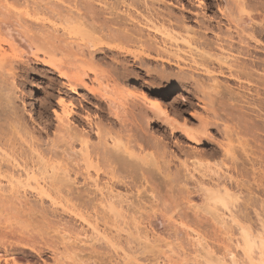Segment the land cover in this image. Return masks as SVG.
<instances>
[{"label":"rangeland","instance_id":"374dc122","mask_svg":"<svg viewBox=\"0 0 264 264\" xmlns=\"http://www.w3.org/2000/svg\"><path fill=\"white\" fill-rule=\"evenodd\" d=\"M33 1L37 0H29L31 3L24 0H15L14 6L20 11L25 10L26 5L33 6ZM59 1L58 12L65 14L69 9L77 14H85L86 12L88 16L86 20L90 24H96V26H100V23L106 17H112L109 16L111 10L108 4L111 5V3L116 2V0ZM122 1H126V3L134 2V18L135 16L136 18L142 16V18L151 17L156 19L158 16L157 18L161 17L159 18L161 20L166 17V20L175 21L172 23L176 26L175 29L180 31V35L187 34L185 29L193 28L191 33L196 34L197 32L195 37H198L202 43L204 42V45L207 43V47L210 46V50L214 53L221 48L222 43L219 39L224 40L223 43L230 48L228 53L236 55L237 58L239 57V61L245 60L250 65L253 64L250 67L253 66L252 68L255 69L253 71L256 74L254 73L253 78H248V81L247 78L242 80L232 79L227 74H217L214 77L217 80H214L202 69H197L200 65L199 60H197L199 59L197 58L199 51L197 52L196 48L190 49L188 44L186 46L185 42L182 43L180 40L175 42L178 46H181L178 47L174 42L170 44L171 42L166 41L165 43L160 37H156L157 40L155 39L156 44L158 43L156 48L161 46L157 49L162 47L165 49L166 47L168 50L177 51L176 48L178 47V51H180L178 57L168 58L167 52L169 53V51L166 49L163 51L162 48V58H158V53L152 51V55L149 58L145 57L144 62L142 60V62H139V59L133 61V59H130L131 57L127 59L125 63L128 62L127 65L131 71H129L130 74L128 72L124 73L126 77L121 80L120 86L127 92L129 91L130 94L133 92L134 96L139 93L140 95L146 94L152 98L170 101L175 109L168 107V111L178 121V124H188L192 128H198L205 121L204 125H208V132L203 136L204 143L198 146L189 141L187 133L181 127L172 128L169 124L158 121L153 115L147 116L143 113L144 110L142 109L143 112L139 111L138 107L135 108L136 111L134 110V118L128 117L129 119L125 121L124 124H126L127 129L126 126L122 128L121 123L105 108V105L103 106L104 109L98 108L99 100L93 98L86 90H81V93L85 95L84 98L86 97L84 99L85 111L87 110L90 114V119L97 121V119L103 118L106 123L113 126L115 131H121L122 133L125 131V136H130L127 134L134 135V151L137 152L136 154L141 153V156L145 154L143 156H146L145 158L151 162L152 166L150 165V171L145 173V176L142 175L140 170L134 169L132 174H123L124 178L122 177V179L117 177L121 181L115 179V184L114 182L110 185L107 184L108 188H104L107 191L104 192L103 189L105 195L102 196L105 199H110L112 196L108 191H113L112 194L114 195L118 194L115 199L111 198V200L116 201L115 204H118L123 210V212L121 211L123 217H118L120 221L116 220L113 225L112 223L108 224L109 226H106L104 219H101L102 216L95 212V214H91L93 215L92 219L94 216H99L98 219L96 217L93 220H99L98 224L101 225L97 226L98 228L94 225L89 226L79 217L76 218L73 213L69 212L70 210H66L68 209L67 203V207L58 204V207L53 208L49 205L47 199H41L33 194L30 189H28L29 192L26 195H21V198L17 199L16 197L10 200L14 201L13 203L8 202L14 209L8 206L9 204L7 208L14 211L5 210V213L3 211V215H1L3 218H0V222L3 221V225L9 227L10 225L12 227L16 225L17 227L16 222L19 221L22 224L26 222L31 224L32 222L30 225L32 232L34 231V235H37V242L43 250L42 255L32 253L28 261L27 259H19V264H45L46 262L47 264H212L210 261H213V258L216 260L220 256V259L225 256V258L227 257L225 260H228V250L229 252L230 250L235 252V255L237 254L236 257L240 261L239 263L247 264L249 261L244 251L243 228L251 230L255 236L258 235L259 238L257 239H264V0H233L234 3L231 0L230 2L231 7L237 14L239 13V6H242L246 9V13H258L263 18L261 27L260 25L259 28L255 27L254 33H257L254 34V37L257 40L255 38H253L255 41L248 39L245 40L246 43L237 41L240 38L237 39L238 34L234 29L230 28L234 38L230 35L228 24L218 11V4H226V1L202 0L204 2L202 7L198 6L197 0H121L116 4L118 7L120 5L119 13L124 16L126 15L123 13L124 4L126 3ZM44 10L43 15L41 14L43 18L39 15L41 18L38 17L37 19L41 21L43 19L46 24L58 20L56 14H53L55 17L52 13L45 15L48 10L45 8ZM126 22L129 23L130 28L135 27L132 25L134 24L132 21ZM172 45L174 48H171ZM156 48L155 50H157ZM109 52L105 55L108 54L106 59L111 62L113 57L109 55L112 51ZM101 54L104 55V53ZM101 54L98 63L85 66L89 82H91V75L94 76V68L103 69L105 67L101 62L103 57ZM121 59H123V55H121ZM52 70L49 67H44V65L32 64L30 70L27 68L23 70L24 73L19 78L17 89L14 86L12 88L10 84L12 81L8 82L6 76L1 75L4 80L0 76V96L2 95L0 104H4V106L3 104L0 106V119L6 121L8 116L12 115H14L12 117L19 119V126L15 130L13 129L14 136H11L14 138L13 143L15 145L14 147L12 144V151L20 159L24 160L26 156L32 158L31 147L40 149L39 152H44L45 156H52L56 162L58 160V163H61L62 156H69V152L67 154L64 152L67 151L65 147L69 148L68 144L65 146V140L63 142L61 138V141L57 140L52 133L56 123L52 108L56 106L51 105L48 107L47 111L43 113V118H40L39 115L42 112L43 105L48 104V95L53 94V92H48L50 86L53 89L55 88L54 96H51L54 103L59 96L57 89L62 79ZM1 82L4 84H1ZM1 89L5 92L14 90V93L10 92L11 95L9 94L11 103L9 100L7 101L9 104L6 102V94ZM169 90L172 91L170 95L168 94ZM74 98L77 101L79 96L74 95ZM1 100H4V102ZM76 101L75 103L78 105V101ZM139 109L141 110V108ZM76 110L81 113L85 112L79 105ZM78 114L73 119L75 120V126H79V130L90 132L92 142H98L95 132L90 130L86 121L80 120L81 115ZM198 117H201L202 122ZM33 118L38 120V125ZM45 122L53 126L50 137L45 132ZM5 126H8L7 123ZM8 128L11 129L10 126ZM10 129L6 128L9 132ZM131 130H134V133ZM53 141L58 142L50 147ZM57 144L60 148L58 146V148H53ZM223 144L232 146L227 147L229 149L233 148L234 151L232 150L230 153H234H228L227 156V153H224L227 147ZM62 146L64 150H61ZM78 146L79 142H75V147L79 148L80 146ZM68 150L72 151V149ZM63 152L65 154H62ZM57 154L62 155L58 157ZM34 157L29 161H37V158ZM66 157L61 164L68 162L71 165L73 162L71 156ZM151 158L154 159L151 161ZM65 159L70 161H65ZM153 161H156L154 162L155 165H153ZM72 176L76 177V179L72 178L75 181V185L73 184L72 187L74 191L77 190L75 191L76 195L72 197L74 199L64 201V204L69 201V204H76L78 207L81 205L78 200H84L85 198V201H89L95 197L97 199L99 193H92L95 188L90 181L84 180L82 174L74 176L73 173ZM210 187L212 190L216 188L215 192L224 196L226 206L221 202L215 205L212 201H208L207 206V203L201 201V194ZM94 202L98 201L95 200ZM194 203H200L201 206ZM82 207L80 209L85 211L86 208ZM8 212H11V215L15 213V216L13 214L11 217H5L9 215L6 214ZM17 216L19 221H16ZM6 218L7 221L9 219L10 221L4 220ZM217 218L218 221L219 219L222 220L221 218H225L223 219L225 221L228 220L227 223L225 222L226 226L218 224ZM37 219H40V221ZM4 222H7V224ZM53 231H57L59 235ZM48 233L57 234L56 237L58 238L53 235L54 238L51 239L50 236L52 235ZM59 236L62 238L60 239ZM109 241L111 242L109 243ZM149 241L151 242L147 245ZM199 241L200 243H198ZM153 242H156L157 245L151 244ZM52 247L55 248V251ZM206 250L210 251V254ZM256 250L253 255L257 254V257ZM215 260L213 263L217 262Z\"/></svg>","mask_w":264,"mask_h":264},{"label":"bare ground","instance_id":"6f19581e","mask_svg":"<svg viewBox=\"0 0 264 264\" xmlns=\"http://www.w3.org/2000/svg\"><path fill=\"white\" fill-rule=\"evenodd\" d=\"M14 1L0 0V73H2L0 74V76L1 75L6 76V79H8V82L10 80L12 81V83H10L12 88L13 86L14 88H16L17 84L19 83V78L24 73L23 70L25 68L30 70L31 65L34 63L44 65V67L45 66L49 67L58 74L60 79H62L60 80L61 82L60 84H58V89H57L59 96L57 97V100L54 103L52 101L51 96L52 95L54 96L55 88L53 89L50 86L49 88L50 91L48 92L50 93L53 92V94L48 95L49 96L48 104L43 105L42 112L39 115H40V118H43V113L47 111L48 107H50L51 105L56 106V107L52 106L54 119L56 121L54 125V130L52 131V133L54 134V137L57 138V140H60V138L62 139V142L63 140H65L66 142L65 146H67L68 144V147H69L68 149H72V151H70L67 149V147H65L67 151H64V152H66V154L67 152H69L68 157L71 156V159L73 162L71 163V165L68 162H67L68 164L67 163L61 164L63 163V160L66 157V156L65 157L62 156L63 159H61L62 161L60 160L61 163L60 162L58 163V160L56 162L52 156L49 157L50 153L48 154L49 156L47 155L45 156L44 155L45 153L39 152L40 149L38 150L36 147L34 148L31 147L32 150H30L31 155H33L32 158L34 156H35L34 158H37V161L35 160L36 162L29 161V159L31 160L32 158H28L27 156L25 157L24 160L18 158V156L14 154L15 152L12 151V144L14 147L15 145L13 143L14 138L11 135L14 136V130L17 128V126H19L18 125L19 119L12 117L14 115L10 117L8 116L6 121H3L2 119H0V218L1 217L3 218V216H1L3 215V211L5 213L6 212L5 210L7 211L9 210L7 208V205L9 204L8 202L13 203L14 201L13 202L10 201L13 198L17 197V199H19L21 198L20 197L21 195H26V193L29 192L28 189H30L33 194H36L41 199H44V198L47 199L49 202V205L53 208L57 206L58 204L65 205L67 207V204H68V207H67L68 209L66 208L65 209L70 210L69 212L73 213L76 216V218L79 217V219H81L85 223H88L89 226L94 225V227L95 226L97 227L101 225V224H98L99 220H96V221L93 220L96 217H97L96 219H98L99 216H94V218L92 219L93 215L91 214L94 212L102 216L101 219H104L103 221L106 226H109L111 223L113 225L114 222L119 219L118 218L119 216L120 218L123 217L122 208L118 206V204L117 205L115 204L116 201L114 202V200H111V198L115 199L116 198L115 196H117L118 194L114 195L112 194L113 191H108L110 192L112 196L110 197L108 195L110 199L109 198H108L109 200L105 199V197L102 196V195H105L104 192L106 189L104 188L105 187L108 188L107 184L110 185V183H113V182L115 184L116 180H118L117 177L118 178L120 177L122 179V177L124 178V176H122L123 174H132L134 172V169L140 170L142 175L145 176V173L150 171L149 167L151 165L150 164L151 162H149L147 158H145L146 156H143L145 154H142L141 156V153L136 154L137 152L134 151V139H133L134 135L131 136V134H127L130 136H125L124 130H122L124 131V133H122L121 131H117V130L115 131L113 126H110V124L106 123L103 118L97 119V121H93L90 119V114L88 113L87 110L85 111L84 99L86 97L84 98L85 95L81 93V90H86L90 95H92L93 98L99 100L100 104L98 105V108L104 109L103 106L105 105L106 106L105 108L116 117V120L118 122L121 123L122 128L123 126L124 127L126 126V124L124 123H126L125 121L129 119L128 117L134 118V110L136 111L138 109L139 111H142L143 109L144 112L143 111L142 112L147 114V116L153 115L155 118L158 119V121L159 120L163 121L164 123H167V125L169 124L172 128L181 127L182 129H184L183 131L187 133V138L189 139V141L192 143H195L197 146L201 145V143H204L203 136L207 134L208 132V128H207L208 125L207 124L204 125L205 121L202 122L200 120L201 117H198L199 120L202 122L198 128H192L188 126V124H182V123L178 124V121L168 111V107L170 108L172 107L173 109H175V106L170 101L160 99V98L159 99L152 98L146 94L140 95L139 93H137V96H134L133 92L130 94L128 93L129 91L127 92V90H125L124 88H122V86H120L121 80L124 79V77H126L124 73H127V72L129 73V71H131L129 70V66L127 65L128 62L125 63L129 57H131L130 59H133V61L134 59L136 60L139 59L140 60L139 62H142V61L144 62L145 57L149 58V56L152 55L151 54L152 51L153 52L156 51L155 53H158L159 55L158 58H162L161 54L163 52L161 49L163 48V51H165L166 47L165 49L164 47L157 49L158 47H161V46H157L156 48V45L158 44V43L156 44L157 42L156 37H160L161 40L165 41V43L166 41H168L169 43L171 42L170 44H172V42L175 43L180 40L182 43L185 42V45L188 44L190 49L196 48L197 52L199 51L198 52L199 54L198 56L195 54V56L199 58L197 60H199V65H200V67H197V69L198 68L202 69L204 73H207V75L212 76L214 80L216 79L214 77H216L217 74L219 75L227 74L230 78L238 79V80L247 78V81L250 78L254 77L253 76L255 73L253 71L254 68H252L253 66L250 67L253 64L250 65L249 62L245 60L239 61L238 59L239 57L237 58L235 57L236 55L234 56L232 55V53L231 54L228 53L229 51L228 49L230 48H228V46L225 45V43H223L224 40L219 39V41H221L222 43L220 46L221 48L218 47L219 50L215 49L216 53H214L212 52V50H210L209 44H208L209 47H207L206 42H205L206 45H204V42L202 43L198 37H195L197 32L196 34L191 33L192 32L191 30L193 29V28L191 29V27L190 29H185L187 30L186 35H180V31H177L178 29L176 30L175 29L176 26L174 25V23H172L175 21H172L171 19L166 20V17H164V19L162 18L161 20L159 19L161 17L157 18L158 16L156 17V19L151 18V17L142 18V16L141 18L137 17L138 19L136 18V16L134 18V2L132 1L129 3H126V1H122L123 3H126L124 4L125 9L123 12L126 14L125 16L119 13L120 5L118 7V5L116 4L118 2H121V0H116V2H114L113 4L111 3V5L108 4L111 10L109 16L110 17L112 16V17L111 18L106 17L105 19H103V22L100 23L101 24L100 26L99 25L96 26V24L95 25L90 24L89 21L86 20V18L88 17L86 12L85 14H77V13H73L74 11L70 9L65 14H63L62 12H58L57 7H59L58 6L60 3L59 0H41L43 2L45 1L44 3L38 0L33 1L32 3L33 6L30 7V4H28L26 5L27 8L21 11L15 8ZM24 1H26L27 3L29 2V0H24ZM223 1H226L225 2L226 4H221L222 5L221 6L219 5L220 4L219 3L217 6L218 11L220 12L222 17L227 22L229 31L231 29H234L236 33L238 34L237 39L240 38V40H237V41L241 43L243 41L245 42V40H248V39L252 40L253 38H255L254 34L257 33V32L254 33L255 27L257 26V28H259V25L261 27L262 22H263L262 16L258 13H252V12L246 13L245 11L246 9H244L242 6H239V5L237 6H239V8L240 9L242 8V9L240 10L238 8L239 13L237 14V12L235 13L233 7H231L230 5L231 0H223ZM197 2H198V6H202V4L204 3L202 0H197ZM41 8H43V10H41ZM44 8L48 10V12H45L46 13L45 15L47 14L49 15V13H52V15L56 14L55 16L58 18V20H56V22L54 23L51 22V24H46L45 22H43V19L42 21L37 19L39 15L41 14L43 15L42 12L45 11ZM42 15L41 17L43 18ZM126 21H129V22L132 21L134 23L132 25L135 26L133 27L134 29L130 28V26H128L129 23H127ZM229 33L231 36L234 35L232 34L231 31ZM232 37L234 38V36ZM216 43L219 44L218 42ZM232 44L233 43H231V45ZM173 45L172 47L171 46L170 47L174 48ZM212 45L213 44H211V46ZM178 47H181V46H178ZM178 47L176 48L177 51L166 49L169 51V53L167 52V57L170 59L171 57L172 58L178 57L180 54V51H178ZM232 47L234 46L232 45ZM232 47H231V52H232ZM155 48L157 50H155ZM109 51L110 52L112 51V53H110ZM108 52L110 53L109 56L113 57V61L111 62L107 61L106 59V56H108V54L107 55L105 54ZM101 53H104V55H102ZM240 53L242 52L240 51ZM100 54L101 56H103L101 58V62L103 65H105V67L103 69H100V68H94V70L92 69L94 76L91 75L90 77L91 82H89L87 79L88 74L86 72L87 69L85 68V66L89 64L98 63L100 61V57H99ZM164 54L166 55V53ZM121 55H123L124 60L121 59ZM120 69L123 72H121ZM3 76L1 77L4 80ZM2 82L1 84H4ZM1 91H4V90L1 89ZM13 91L11 90L10 92H13ZM10 92L9 90L8 92L7 91L5 92L6 102L8 100L10 101V97H11ZM171 93L172 91L169 90L168 94L170 95ZM74 95L79 96V98L77 99L78 105L80 106L81 109H84L85 112L81 113V112H78V110H76V108H78V105L77 103H75L76 100L74 98ZM1 101L4 102V100H1ZM7 103L9 104V102ZM2 104H0V106ZM139 108H141V110ZM78 113L81 115L80 120L86 121L90 127V130L91 131L93 130L95 132L98 142H92L90 132H84L85 130L84 131L79 130L78 129L79 126H75L76 125L74 122L75 120L73 119L75 115ZM6 123L8 126H5ZM35 123H37L38 125L39 124L38 120H35ZM44 124L46 128L45 132L47 136L50 137L51 128H53V126L48 122H45ZM9 126L11 127V129L8 128ZM6 128L8 130L10 129V132L7 131ZM126 129H127V126H126ZM132 131L134 133V130H131V132ZM75 142H79V146H80V147L78 146L79 148H76L77 146L75 147ZM52 143L53 144H50V147L56 144L55 141H53ZM69 145L71 146V148ZM223 145L225 147L229 146L225 144ZM57 146L58 144L53 148H58V147L60 148V146L58 147ZM230 147L232 146H229V148ZM229 148L227 147L224 150V153H227V156H228V153H230V151L233 150V148L231 149ZM61 150H64L63 146ZM64 152L62 154H65ZM231 153L233 154L234 152H231ZM61 155H58V157ZM223 155H226V154H223ZM153 159L154 158H151V161ZM66 160L68 159H65V161ZM154 162L156 161H153L152 163ZM153 165H155V163ZM71 172L74 173V176H78L79 174H82L85 178L84 180L90 181L92 185H94L95 189L92 188L94 190L93 192L92 190L91 191L89 189L88 190L92 193H99V196H102V197L97 196V199L96 197L93 199L92 197L86 196L88 198H92L93 201H91L92 199L91 200L88 199L89 201L87 200L85 201V198L84 200L83 199L78 200L80 201V204H81V205L78 204L79 205L78 207L76 204L75 205H71V203L69 204V201L71 199H74L72 197L76 195L75 191H77L76 189L74 191L72 187L73 184L75 185V181L73 179H76V177H73L72 176L73 173ZM121 179L118 181H121ZM103 189H104V192H103ZM215 189L212 190L211 187L210 189H205L204 193L201 194L202 196L201 201H203L205 204L207 203V206L209 203L208 201H212L215 205L216 203L221 202L223 203L224 206H226L227 204L225 202L226 199L220 193L215 192L216 191ZM68 199L69 201L65 202L64 204L63 202L67 201ZM95 200H97L98 202H94ZM204 203L203 205L204 207H206ZM211 204H209V206H211ZM195 205L201 206L200 203L195 204ZM8 206H10V204ZM82 206H84V208H86L87 211L81 210L80 208H83ZM9 211H11V209ZM11 212L6 213V214H9L8 216H5L6 214L4 216L11 217L13 216V214L15 216V213L11 215ZM17 218L19 217L17 216L16 219ZM221 219L222 220L219 219L218 221V218H217L218 224L225 225L228 222V220L226 221L223 220L225 218H221ZM4 220L7 221V218ZM37 220L40 221V219H37ZM9 221L10 219L7 222ZM16 221H19V220L17 219ZM2 222H0V224ZM7 222H4V223L7 224ZM16 223L18 225L17 227L16 225L12 227L10 223H9L10 227L8 225L4 226L3 223L2 225H0V264H19V259H27L28 261V258L30 257L32 253L34 255L35 254L42 255L41 254L43 251L41 249L42 247L37 242V239H36L37 235L36 234L34 235L33 233L34 231L32 232V229L30 226L32 222L31 224L27 222L25 224H22L21 221L16 222ZM43 232H46V231H43ZM53 232L55 233L57 231H53ZM252 233L253 232L251 230L243 228V239H244V245H245L244 251L246 252L247 254L246 256L248 257V261H249L247 264H264V239L260 238L259 240L257 239L259 238L258 235L255 236ZM48 234H51V233H48ZM51 235H52L50 236L51 239H53L54 236L55 238H58L56 237L57 234L55 235L51 234ZM59 237L60 239L62 238L61 236ZM51 241H54V240H51ZM110 242L111 241H109V243ZM150 242L151 241H149L147 245ZM156 242L155 243L153 242L151 244H156ZM198 243H200V241ZM53 249L55 251V248ZM256 249L258 250V252ZM255 250H256V253H258L257 257H256L257 254H254L255 257L253 255ZM206 252L210 254V251L206 250ZM227 256H228V260H225L227 258V257L225 258V256L223 259H220L221 258L220 256V258L217 257L218 259L216 260L215 258H213L215 261H217L216 263H213L214 260L210 262L212 264H242V263H239L240 262L239 260H237V257H236L237 254L235 255V252H232L231 250L229 252L228 250ZM45 264H47V262Z\"/></svg>","mask_w":264,"mask_h":264}]
</instances>
